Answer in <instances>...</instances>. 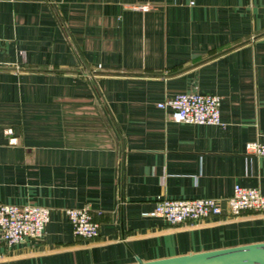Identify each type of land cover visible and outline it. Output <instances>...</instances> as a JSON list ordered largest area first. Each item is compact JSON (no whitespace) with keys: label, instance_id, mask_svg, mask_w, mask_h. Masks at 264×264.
<instances>
[{"label":"crops","instance_id":"1","mask_svg":"<svg viewBox=\"0 0 264 264\" xmlns=\"http://www.w3.org/2000/svg\"><path fill=\"white\" fill-rule=\"evenodd\" d=\"M193 1L0 0V204L49 210L42 238L0 245V264H127L264 241V212L229 217L223 203L234 184L264 195V156L244 147L264 133V0ZM193 90L220 97L222 125L156 106ZM162 197L215 198L222 213L143 215ZM84 206L93 238L64 213Z\"/></svg>","mask_w":264,"mask_h":264},{"label":"built area","instance_id":"2","mask_svg":"<svg viewBox=\"0 0 264 264\" xmlns=\"http://www.w3.org/2000/svg\"><path fill=\"white\" fill-rule=\"evenodd\" d=\"M188 0V5L193 4ZM148 9V4L139 6ZM220 97L216 94L196 90L175 92L157 102L156 106L166 111V118L187 124L222 125L219 118ZM8 133L10 129H7ZM14 142V138L9 139ZM245 151L264 156V133L245 143ZM225 214L236 217L241 212H264V195L255 187L234 184L230 196L225 198ZM48 208L36 204H0V245L10 247L42 238L48 222ZM64 213L70 224L71 233L82 238H93L98 233V224L89 209L66 208ZM221 201L215 198H169L155 201L151 211L143 215L160 217L169 225L197 222L220 216Z\"/></svg>","mask_w":264,"mask_h":264},{"label":"water","instance_id":"3","mask_svg":"<svg viewBox=\"0 0 264 264\" xmlns=\"http://www.w3.org/2000/svg\"><path fill=\"white\" fill-rule=\"evenodd\" d=\"M127 264H264V241L146 261L135 258Z\"/></svg>","mask_w":264,"mask_h":264},{"label":"trees","instance_id":"4","mask_svg":"<svg viewBox=\"0 0 264 264\" xmlns=\"http://www.w3.org/2000/svg\"><path fill=\"white\" fill-rule=\"evenodd\" d=\"M251 212V211H250Z\"/></svg>","mask_w":264,"mask_h":264}]
</instances>
